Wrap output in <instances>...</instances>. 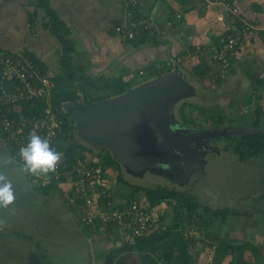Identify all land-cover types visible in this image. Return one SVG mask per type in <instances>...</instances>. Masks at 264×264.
Listing matches in <instances>:
<instances>
[{
  "label": "crops",
  "instance_id": "crops-1",
  "mask_svg": "<svg viewBox=\"0 0 264 264\" xmlns=\"http://www.w3.org/2000/svg\"><path fill=\"white\" fill-rule=\"evenodd\" d=\"M189 2L149 0L147 7L160 23L174 20L182 4ZM235 2L246 17L259 23V30L245 39L225 74L206 54L203 56L201 50L207 51L218 37L229 34L231 19L220 10H208L197 4L186 12L184 19L175 22L168 37L159 42L147 37L145 43L135 48L133 45L142 36L141 30L135 40L126 44L114 33V26L124 12L117 0H0V50L33 57L46 70L59 74L62 48L49 23L48 9L69 31L73 64L89 79L122 77L129 81L134 77L138 80L139 76L155 73L163 67L171 66L172 70L177 64L183 71L187 70L191 79L199 81L195 86V99H207L204 103L216 99L221 103L223 111L212 108V112L226 119L224 127L250 129L257 109L264 114L260 103V93L264 90V0ZM193 69L202 72V78L192 77ZM142 71L144 74L137 76L136 73ZM205 109L210 111V108ZM3 148L6 149L0 145V169L6 170L0 174H5L12 182L16 199L7 208H0V264H82V259L86 264H99L95 252L103 254L108 246L117 244L114 235L104 228L96 230L85 226L84 210L66 186L46 189L48 185L24 173L22 164ZM113 177L106 172L107 180L113 181ZM214 190L225 198L221 188ZM56 209L61 212L58 217L54 213ZM258 229L250 230L249 235L256 236ZM251 244L256 247L255 241Z\"/></svg>",
  "mask_w": 264,
  "mask_h": 264
},
{
  "label": "built area",
  "instance_id": "built-area-1",
  "mask_svg": "<svg viewBox=\"0 0 264 264\" xmlns=\"http://www.w3.org/2000/svg\"><path fill=\"white\" fill-rule=\"evenodd\" d=\"M117 2L123 6L124 12L121 20L114 26V33L124 44L135 40L140 30L149 40L162 41L170 35L175 22L184 19L186 12L192 10L196 4L208 10H220L231 19L229 34L227 37H218L215 44L207 51L201 50V54H206L210 61L220 66L224 74L231 58L245 39L253 37L259 30V23L246 17L235 0H190L189 3L182 4L174 14V20L160 23L154 20L151 8L147 7L149 0ZM143 74L139 72V75ZM55 77L54 72L43 71L27 56L0 50V145L10 153H19L20 148L28 143L32 133L48 139L51 147L56 145L57 136L62 134L65 125L64 116L67 115L69 120V114L62 106L57 112L52 109ZM77 96L78 102L87 105L80 93H77ZM260 96L264 111V90ZM34 102L43 103V108L38 112L31 111ZM70 124L73 128V124ZM84 154L85 157L73 155L66 165L60 161L53 173L33 176L42 185L66 186L73 199L82 201L83 224L94 228L95 222L99 221L102 228L111 227L112 234L119 237L121 243H132L136 237L164 228L159 218L161 207H150L144 198L139 197L124 205H116L110 197L112 180L106 179L107 167L104 162L107 155L94 154L88 149ZM119 206L121 209H118ZM189 233L192 234V230ZM209 250L214 253L216 245L213 244ZM210 263H214V256Z\"/></svg>",
  "mask_w": 264,
  "mask_h": 264
},
{
  "label": "trees",
  "instance_id": "trees-1",
  "mask_svg": "<svg viewBox=\"0 0 264 264\" xmlns=\"http://www.w3.org/2000/svg\"><path fill=\"white\" fill-rule=\"evenodd\" d=\"M47 14L49 23L52 25L53 34L62 48L60 57L61 70L54 79L55 88L52 93L51 101L52 109L55 112L61 109L63 103L77 101L79 99L77 93L83 96L86 104H91L113 96H118L134 87L140 81L160 76L171 69V66H167L160 68L155 73L143 76H139V72H137L136 74H138L137 76L140 78L138 80L134 77L129 81H124L122 77L108 79L99 77L96 79H89L73 64V60L70 56L71 52H73V44L69 39V31L54 12L47 9ZM140 34H142V36H140L133 45L135 48L141 43H145L147 40L146 34H144L142 30ZM29 58L33 63L40 66L43 71H46L45 67L37 60L33 57ZM201 74L202 72H197L194 69L193 73H191L192 77L196 78H202ZM93 90L96 96L90 94ZM33 105L34 108L31 109L33 112H38L43 108V103L41 102H34ZM198 111L201 116H204L205 121L209 123V127L220 129L225 126L226 119L215 111L206 113V109L204 108H198ZM262 119V111L261 109H257L256 119L249 128H264V121ZM64 122L63 132L57 136V143L53 145L52 148L63 154L61 162L66 165L71 161L73 155L77 154L80 157H85L84 152H87V148L75 141L72 132L73 128L67 115L64 116ZM229 147H231V152L237 155L238 160L241 162L254 157L264 156V134L254 133L247 135L242 140L239 138L234 146L228 145L225 149L229 150ZM88 150L91 152L90 149ZM11 154L16 161L22 164L19 153L11 152ZM104 163L106 167L112 165L113 161L110 155L106 156ZM117 180L119 182H125L122 176H118ZM124 184L126 186L128 185L126 182ZM54 185L55 184L48 185L46 189L53 188ZM128 187L130 189V199L127 203L130 202V200L136 199L134 198L135 195L142 193L143 198L150 207L165 203L171 205L172 214L170 218L165 215V211L159 215L164 228L149 231L142 237H136L132 243H122L120 247L107 252L104 255L103 264H114L125 254L137 256L140 264H193L194 255L192 251L195 250L198 243L206 246L204 247L205 249H209L213 244L216 245L214 264H220L221 261L227 257L230 258L229 264H251V262L245 260L246 252L249 248L253 257H261L260 250L245 241L241 246H233L231 242L239 241H231L228 238L216 236V233L218 234V230L222 225L220 224L219 227H216L217 224L215 225V219H219L224 223L229 216L239 214L238 211L230 210L228 208L229 206L226 207V205H223L222 208L213 209L210 206L201 204L200 200L195 196L193 197L183 191L170 189L166 186L153 188L128 185ZM110 197L114 200L112 194ZM78 204L82 207V201L78 202ZM118 209H121V206H119ZM100 228H102L101 223L99 221L95 222L94 229L98 230ZM111 230V227L105 228V232L107 233H112ZM190 230H192L193 234L196 233L199 239L187 235V232ZM199 235H201V238ZM118 239L119 237L114 235V240H116V242L119 241Z\"/></svg>",
  "mask_w": 264,
  "mask_h": 264
},
{
  "label": "water",
  "instance_id": "water-1",
  "mask_svg": "<svg viewBox=\"0 0 264 264\" xmlns=\"http://www.w3.org/2000/svg\"><path fill=\"white\" fill-rule=\"evenodd\" d=\"M190 85V80L175 64L172 70L118 96L87 105L68 101L62 107L73 124L75 141L92 153L105 149L132 176L151 171L165 176L166 179H161L168 182L174 173L180 179L178 188L185 180L202 181L205 196L229 206L235 200L219 201L220 191L211 189L204 178L208 156L217 152L211 140L230 141L236 137L242 140L245 135L264 134V128L207 129L184 124L171 114L169 106L173 103L172 107L178 108L180 102L193 101L197 89ZM231 244L241 246L243 242ZM114 264H140V261L132 254H125Z\"/></svg>",
  "mask_w": 264,
  "mask_h": 264
},
{
  "label": "rangeland",
  "instance_id": "rangeland-1",
  "mask_svg": "<svg viewBox=\"0 0 264 264\" xmlns=\"http://www.w3.org/2000/svg\"><path fill=\"white\" fill-rule=\"evenodd\" d=\"M185 73L188 76L185 75ZM183 74L187 77L188 80H190V84H192L190 85L191 87H194L197 83H199V81L191 79L189 77V73H187V70H184ZM90 94L92 96H96L94 90ZM204 101L207 102V99H201L200 101L199 99H194L193 101H183L178 104V108L176 106L172 107L173 103H171L169 106V110L171 114L181 122L185 121L184 119H186V121L190 122L192 126L196 125L194 127L208 128L209 123H206L204 116L200 115L198 108H210V111L206 110V113L211 112L212 108L214 110L218 109L219 111H223V109H221V103H217L216 99H211L210 101H208V103H204ZM241 121L243 123L246 122L245 119H242ZM224 146L225 143H223L222 147ZM220 149L221 147L218 148L217 152L214 151L213 153H211L213 157L211 156L208 158L210 162H208V168L206 169L207 173L204 170V178L206 182L211 186V189H222L223 195L225 197L224 199L236 200L231 205H229L228 208L230 210L238 211L239 214L229 216V219L223 226L220 227V229L218 230L219 234L216 233V236L219 237L220 235L221 237H227L232 240L246 238L249 244H251L252 241H255L256 247L260 250L261 257H253L250 253L249 248L247 249L245 260L251 262V264H264V156L256 158L254 157L241 162L238 160L237 155L233 154L230 151H228V153H224L223 157L220 158V156L223 154L221 153ZM4 150L8 153L6 149ZM219 151L221 154L219 153ZM99 154L109 155L108 152L105 151V149H101ZM5 170L6 168L0 169V171ZM106 171L110 177H115L111 184V186L113 185L111 194L114 198V202L116 203V205H124L130 199V189L128 185L153 188L158 186H166L170 189H177L180 191L184 190V188H176V185L170 184L166 182V180H163L166 179L165 176L162 177L151 171H146L139 176H132L126 171L122 170L121 167L114 161L110 167H107ZM118 176H122L123 180L128 183V185L126 186L124 184L125 182H119L117 180ZM193 181H195V179ZM194 188V192L196 194H201V196L205 194V188L203 186L202 181L196 182L194 184ZM189 189L190 187L187 190ZM191 194L193 197L195 196L193 195V192H191ZM139 197L140 199H143L142 193H138L134 196V198ZM159 207H161L162 209L161 213L165 211V215L170 218L172 214L171 205L162 203ZM54 213L57 215L56 217H58V215H61V212L58 209H56ZM216 224V227H219L220 224L222 225L221 220L215 219V225ZM256 227L259 228L257 235L250 236L249 231H253V229L255 230ZM187 235L191 237H197L196 233L190 234L189 232H187ZM199 236L201 238V235ZM99 243L101 244L102 242L99 240ZM120 244H122L120 241L117 244L113 243L110 248L108 246L109 249L107 248L106 250H104L103 254L102 252L100 253V251H96L95 256H98L99 259L96 263L99 262V264H102V262L104 261V255L110 250L120 247ZM42 246H44V243ZM204 247L206 246L202 245L201 243H198L195 250L192 251V254L194 255L193 264L215 263H210L212 256H214V253H212L209 249H205ZM47 250L51 251L50 249ZM135 257L138 258L137 256ZM70 258H72V255H70ZM229 261L230 258L227 257L222 260L220 264H229ZM82 264H86L84 263L83 259Z\"/></svg>",
  "mask_w": 264,
  "mask_h": 264
},
{
  "label": "clouds",
  "instance_id": "clouds-1",
  "mask_svg": "<svg viewBox=\"0 0 264 264\" xmlns=\"http://www.w3.org/2000/svg\"><path fill=\"white\" fill-rule=\"evenodd\" d=\"M62 155L50 146L48 139L32 133L26 146L19 150L21 170L29 175L46 176L55 172ZM15 199L12 182L5 174H0V208H7Z\"/></svg>",
  "mask_w": 264,
  "mask_h": 264
},
{
  "label": "flooded vegetation",
  "instance_id": "flooded-vegetation-1",
  "mask_svg": "<svg viewBox=\"0 0 264 264\" xmlns=\"http://www.w3.org/2000/svg\"><path fill=\"white\" fill-rule=\"evenodd\" d=\"M185 121H182L184 124H190V125H192L190 122H188V121H186V119H184ZM194 126H196V125H194ZM212 128H216V127H208L207 129H212ZM247 135H245L244 137H246ZM243 137V138H244ZM238 139H239V137H237ZM237 138H231V140L229 141L228 139H219V140H211L212 142H211V146L212 147H216V149L218 150V148L219 147H221V153H223L221 156H220V158L221 157H223V155H224V153H228V151H230L231 152V147H229V150H226L225 148L228 146V145H235V142L236 141H238V139ZM230 142V143H229ZM223 143H225V146L224 147H222V145H223ZM219 153H220V151H219ZM220 153V154H221ZM212 155H209L208 156V158L209 157H211ZM216 156V155H215ZM213 157V156H212ZM219 161V160H218ZM209 162H210V160H209ZM209 164V163H208ZM208 164H207V168H208ZM176 172V171H175ZM172 175V177H169V180H168V183H170V184H173V185H176L177 187L176 188H178V183H177V180L179 181L180 179L178 178V177H175V176H177V175H174V173H172L171 174ZM167 182V181H166ZM194 184H195V182H193V180H185L184 181V183L182 184V187L181 188H184V190H182L183 192H185V193H187L188 195H191L192 196V194H191V192H193V195H195V197L198 199V200H200V203L201 204H203V205H207V206H210V207H212L213 209H218V208H222V206L224 205L223 204V202H219V204L216 202V200L215 199H211L210 197H208V196H205V195H203V196H201V194H196L194 191H195V188H194ZM191 185V186H190ZM193 185V186H192ZM190 187V189L189 190H187L188 188ZM175 190H177V189H175ZM178 191H180V190H178ZM218 200L219 201H222V200H226V199H224L223 197H222V195L221 196H219V198H218ZM217 200V201H218ZM230 201H232V200H230ZM236 201V200H235ZM234 202V201H233ZM228 205H226V207H227Z\"/></svg>",
  "mask_w": 264,
  "mask_h": 264
}]
</instances>
